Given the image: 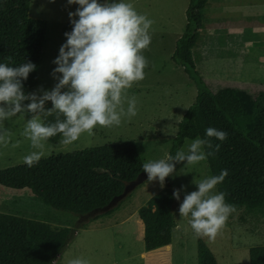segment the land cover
Listing matches in <instances>:
<instances>
[{"label":"rangeland","instance_id":"1","mask_svg":"<svg viewBox=\"0 0 264 264\" xmlns=\"http://www.w3.org/2000/svg\"><path fill=\"white\" fill-rule=\"evenodd\" d=\"M99 2L103 3L104 0ZM125 2L133 4L138 13L154 21L150 29L151 44L143 51V55L149 61V66L144 70L145 78L127 90V96H135L137 99L138 114L130 120L123 118L119 126L110 128L97 126L94 135L84 133L71 145H63L60 142L55 145L46 143L45 155L41 159L119 142L134 143L143 163L162 159L168 154L171 141L177 133L178 123L197 95L195 84L188 78L183 68L172 61L178 38L174 39L184 32L185 12L189 0H125ZM221 2L219 6L212 5L215 11L212 10L210 13L209 10L204 11V28L200 31V39L193 50L197 72L212 91L222 87H234L232 85L236 83L230 80L235 76L238 77L237 80L248 82L260 80L258 74L264 73V10L261 9L263 14L261 28L259 18H255L254 13L248 14L246 10L250 2L264 7V0ZM77 7L75 4L68 5L67 0H30V17L44 20L48 24L46 45L34 91L41 87L51 90L57 82L50 75L56 67L52 61L58 56L59 48L64 43L61 30L66 24H70L68 12H74ZM239 30L242 32L239 33ZM244 45L247 47L254 45L257 50L244 53ZM242 57L248 58V64L243 61L242 66L239 64V58ZM252 57L256 59L252 60ZM236 65L241 68L236 69L238 72L233 70L237 68ZM228 78H231L228 82L230 85L226 82ZM263 79L264 77L261 80ZM47 106H51L50 101L46 102L45 107ZM28 118L30 114H26L25 117L18 115L0 126L6 130L8 140L7 145L0 143V170L25 164L23 157L33 151L30 142L22 135L25 119ZM191 142L186 141L180 151L186 152ZM185 164L186 162L176 163L175 172L165 179L163 188L158 181L146 180L120 200L119 207L109 214L111 216L104 215L95 223H101V226L110 225L111 228V224L119 223L134 212L130 221L139 220L138 209L152 196L164 190L167 182L173 189H180L183 185L184 191L181 192L180 200H177L174 209L176 228L172 233L170 249L154 251L155 253L147 259L150 261L149 264H198L199 239L211 250L216 264H249V249L264 246V215L244 216V221L240 222L238 218L243 213H237L233 220L228 219L225 228L214 240L197 237L188 225L187 218L180 217L178 209L184 194L197 190L192 181H198L211 174L205 160L194 165ZM0 213L69 229H76L78 222L82 221L79 216L52 209L28 189L13 190L1 187ZM95 220L87 222L84 226L90 228ZM101 226L94 229L93 233L88 231L89 234L86 235L76 236L72 232L66 248L54 264H68L77 257L85 258L91 264L97 262L112 264L113 261H117V264H129L122 263L125 255L129 254V251L137 254L141 247L143 248V243L136 239L139 237L137 229L135 233L126 231L121 234L124 226H116L114 230L108 229L110 232Z\"/></svg>","mask_w":264,"mask_h":264},{"label":"trees","instance_id":"2","mask_svg":"<svg viewBox=\"0 0 264 264\" xmlns=\"http://www.w3.org/2000/svg\"><path fill=\"white\" fill-rule=\"evenodd\" d=\"M208 2L189 0L185 29L175 44L172 61L195 84L197 95L178 123L168 154L175 155L186 141L204 138L208 127L226 131L225 141L212 138L220 149L205 162L211 176L228 170V176L216 190L225 193L226 203L235 205L236 211L229 220L243 213L238 218L243 222L244 216L264 215V91L251 93L232 87L212 91L200 77L193 50L200 39L202 11ZM29 8L30 0H0V63L14 67L31 61L37 66L23 82L26 93L33 92L37 85L48 32L47 22L31 18ZM71 30V24L62 28L64 43V33ZM53 120L54 117H48L46 122ZM59 141L56 136L47 143L55 145ZM142 165L136 145L119 142L40 159L31 168L22 164L1 169V187L28 189L52 209L79 216L82 221L76 229H69L0 213V264H54L72 232L119 207L125 185L143 172ZM173 190L167 182L164 190L137 211L144 227V252L171 244L177 204ZM197 246L198 264H216L201 239ZM248 258L249 264H264V246L250 248Z\"/></svg>","mask_w":264,"mask_h":264},{"label":"clouds","instance_id":"3","mask_svg":"<svg viewBox=\"0 0 264 264\" xmlns=\"http://www.w3.org/2000/svg\"><path fill=\"white\" fill-rule=\"evenodd\" d=\"M67 4L78 7L68 12L72 30L64 33L66 42L52 61L56 67L50 75L57 82L51 90L41 87L24 91L23 82L37 67L33 62L14 67L0 63V126L18 115L30 114L22 132L33 149L23 157L30 168L45 155L46 143L52 137L59 136L61 144L71 145L84 133L94 135L97 126H119L123 118L135 117L137 99L127 96V90L145 78L144 70L149 66L143 51L151 44L154 21L138 13L133 4L125 0H67ZM49 101L51 107L46 108ZM48 117L54 120L46 122ZM227 137L226 131L206 128L205 137L195 138L186 152L143 163L147 181H158L163 188L165 179L175 172L176 163L194 165L214 156L220 144H213L212 138L223 142ZM0 143H8L2 127ZM227 176L228 170L222 169L219 175L193 180L197 190L183 196L179 215L187 218L197 237L214 240L236 211L235 205L226 203L225 193L214 191ZM184 187L174 189L172 197L179 201ZM68 264L89 261L77 257Z\"/></svg>","mask_w":264,"mask_h":264},{"label":"crops","instance_id":"4","mask_svg":"<svg viewBox=\"0 0 264 264\" xmlns=\"http://www.w3.org/2000/svg\"><path fill=\"white\" fill-rule=\"evenodd\" d=\"M220 5V4H222V2H221V0H209V2H208V5L206 6V8H204L203 9V14H204V11H208L209 10V13H210V11H212V10H216L215 8H212V5ZM263 8V10H264V7H262V5H255V4H253V3H251L250 2V4L247 6V9L246 10H248V14H251V13H254L255 14V18H259V25H260V28L262 27V19H263V14L261 13V9ZM246 17V16H245ZM204 22V21H203ZM203 28H204V24H203ZM202 28V29H203ZM245 28V27H244ZM201 29V30H202ZM200 30V31H201ZM242 32V30H239V33H241ZM182 36V35H181ZM181 36H177L174 40H176L177 38L179 39ZM177 39V40H178ZM176 40V41H177ZM176 44V43H175ZM175 49V48H174ZM255 50H257V47L256 46H254V45H251L250 47H247L246 45H244V53H246L247 51H249V52H251V51H255ZM174 52V51H173ZM256 59V57H252V60H255ZM239 64L242 66V61L243 62H247L248 61V58H246V57H242V58H239ZM250 61V60H249ZM257 61V60H256ZM246 64H248V62L246 63ZM237 66V68L235 67V68H233V70H238V69H241L238 65H236ZM236 70V72H238ZM258 70H261V69H258ZM255 73V72H254ZM257 73H260V72H256L255 74H257ZM259 75V77H261L260 78V80H257V81H251V80H248V82H246V81H241V80H237L238 79V77H236L235 76V78L234 79H232V80H230L231 78H228L227 80H226V82L228 83V82H230V81H234L236 84L235 85H232V86H234V87H232V88H237V89H241V90H244V91H248V90H252V92L251 91H248V92H251V93H254V92H257V91H264V79L263 80H261L262 79V77H264V73H261V74H258ZM228 77H229V74H228ZM239 77H240V74H239ZM230 80V81H229ZM229 84V83H228ZM230 85V84H229ZM236 85H238V86H242V87H235ZM229 87V86H228ZM0 188H1V186H0ZM135 213V212H134ZM134 213H132L129 217H127V218H125V219H123V220H121L119 223H117V224H111V228H110V225L109 226H101L100 224L101 223H99V224H96L95 222L96 221H99V220H101L103 217H100V218H98L97 220H95L94 222H93V226H90V228H88V226H84L82 229H80L79 231H76L75 232V235L76 236H80V235H86V234H89V232L90 231H92V233H93V230L94 229H98V227L99 226H101V227H103V229H105L106 231H109L110 232V230H114V227H116V226H124V228L121 230V234L123 233V232H125L126 233V231H128V232H133V233H135V231H136V229H137V231H138V234H139V237H135L136 239H137V241H140V242H142L143 243V234H144V227H143V223L141 222V220L139 219V217H138V219L139 220H135V221H133V222H131L130 221V218H131V216H133L134 215ZM109 216H111V215H109ZM137 216H138V214H137ZM109 224V223H108ZM108 224H106V225H108ZM108 229H110V230H108ZM89 231V232H88ZM130 234V233H129ZM131 236V235H130ZM141 236H142V238H141ZM133 238V237H132ZM135 240V239H134ZM133 242H135V241H133ZM168 249H170V245L169 246H167L166 248H164V250L165 251H167ZM130 250V249H129ZM155 251H157V250H155ZM129 254H127V255H125V257L123 258V260H122V263H129V264H149V262H148V258L149 257H151L155 252L154 251H151V252H144V249L141 247V249L139 250V253H134V252H128ZM60 256V255H59ZM58 256V257H59ZM89 264H91L90 262H89ZM97 264H101V263H98L97 262ZM109 264H111V263H109ZM112 264H117V261H113V263Z\"/></svg>","mask_w":264,"mask_h":264},{"label":"water","instance_id":"5","mask_svg":"<svg viewBox=\"0 0 264 264\" xmlns=\"http://www.w3.org/2000/svg\"><path fill=\"white\" fill-rule=\"evenodd\" d=\"M146 180H147L146 173L141 172L140 174H138L137 178L134 181L129 182L125 185V189L121 196V199L125 197L128 193L133 191L135 188H137L139 185L143 184Z\"/></svg>","mask_w":264,"mask_h":264}]
</instances>
